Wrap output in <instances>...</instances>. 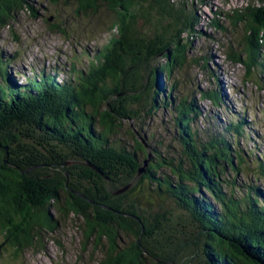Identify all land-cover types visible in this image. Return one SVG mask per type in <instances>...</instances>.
Here are the masks:
<instances>
[{
	"label": "trees",
	"instance_id": "1",
	"mask_svg": "<svg viewBox=\"0 0 264 264\" xmlns=\"http://www.w3.org/2000/svg\"><path fill=\"white\" fill-rule=\"evenodd\" d=\"M250 1L263 8L218 12L208 23L227 39L230 32L219 17L228 28L243 29L228 40L224 56L243 70L244 82L257 70L264 74V0ZM65 5L76 17L106 13L108 38L83 70L71 63L66 78L54 68L32 72L21 82L9 76L8 61H0V256L16 260L29 249L42 250L45 236L76 220L81 252L91 248L93 257L100 255L91 264H143L148 258L180 264L169 248L142 243L159 236V226L153 232L149 211L139 203L141 198L150 207L148 198L155 196L172 201L180 224L195 231L187 235L188 245L192 252L203 244L201 264H264V190L235 180L243 174L264 184V151L249 149L245 155L240 147L249 141L252 124L243 117L222 123L208 116L203 130L196 125L197 103L212 101L220 112L221 88L191 91L199 113L187 98L172 105L179 140L174 157L155 150L142 163L136 154L143 152L140 144L131 151L113 139L123 120L136 119L131 109L171 106L174 87L167 88L163 79L199 66L189 51L196 10L180 0H65ZM25 10L36 17L25 0H0V29ZM50 30L64 33L55 24ZM144 192L150 193L147 198ZM180 229L186 235L184 224ZM122 237L133 246L124 250Z\"/></svg>",
	"mask_w": 264,
	"mask_h": 264
},
{
	"label": "rangeland",
	"instance_id": "2",
	"mask_svg": "<svg viewBox=\"0 0 264 264\" xmlns=\"http://www.w3.org/2000/svg\"><path fill=\"white\" fill-rule=\"evenodd\" d=\"M25 1L35 11L36 17H31L28 10L22 11L14 15L8 28L0 29V61L6 59L9 76L19 78L21 82L25 77L32 76V72L45 70L49 73L54 68L60 70L58 73L60 77H69L71 63H75L78 70H83L84 64L88 63L89 55L91 56L95 48L100 47L108 38L107 30L110 25L107 24L108 15L103 11L93 18L76 17L71 8L65 5V0H58L56 4H52L51 0ZM180 2L185 3L190 10H196L197 22L193 26L194 36L189 39V51L199 66L183 68L178 74H174V79L167 81L163 79L162 83L166 87L169 85L174 87L172 96L175 99L171 106L166 104V107L162 105L155 110L145 111L143 109L141 111L139 107L131 109L137 114L136 119L123 120L119 127L120 131L114 134L113 139L131 151L136 148V143L140 144L143 152L137 150L136 154L142 163L143 157H146L147 162L151 156H155L153 152L155 150L162 157H174L172 150L179 148L176 144L179 140L170 112L172 105L187 98L194 112L199 113L198 108L193 105L191 91L197 90L195 92L197 93L199 90L204 91L217 85L220 86L224 99L220 112L213 110L210 105L212 101L204 100L197 103L201 115L197 114L196 125L203 130L210 116L218 117L222 123L227 117H243L247 125H252L248 126L247 130L249 141L240 143L241 151L245 155H248L249 149L264 151V74L257 70L251 80L244 82L243 70L225 59L224 46L228 40L234 41L243 32L241 27L236 30L230 29L225 18L219 17L220 24L230 32L227 33L229 35L227 39L226 33L214 31L208 26L211 20L216 19L215 14L218 12L231 14L235 10L242 11L247 6L260 9L263 8L262 5L250 0H180ZM53 24L63 29L64 33L51 31ZM84 51L86 53L83 56ZM114 103L116 105V100L112 101V104ZM253 156H250V160ZM72 165L80 166L77 162H73ZM235 180L239 184L245 186L253 184L264 190V184L261 187L249 176L246 179L243 174H238ZM147 194L150 193L144 192L143 196L147 198ZM148 202L151 203L150 207L140 198V207L149 211L148 220L150 226H153V232L157 226L160 230L157 238L153 236L152 240L142 243L151 247L150 241L152 244L157 242L169 248L172 259L179 261L180 264H201L203 244L198 242L197 247L191 252L189 248L191 245H188L191 243L190 236L187 235L192 236L193 232L196 233L185 222L180 224L178 212L172 201L153 196L148 198ZM75 224L76 220L59 224L55 233L45 236L42 250L29 249L16 260L7 259L4 253L0 256V264H91L90 259H100L97 253L92 256L91 248L87 253L81 252V235L74 227ZM183 224L186 235L180 229ZM120 240L122 243L119 244L124 250L134 244L128 237H122ZM144 255V258H148L147 254ZM143 264L156 263L148 258Z\"/></svg>",
	"mask_w": 264,
	"mask_h": 264
},
{
	"label": "water",
	"instance_id": "3",
	"mask_svg": "<svg viewBox=\"0 0 264 264\" xmlns=\"http://www.w3.org/2000/svg\"><path fill=\"white\" fill-rule=\"evenodd\" d=\"M138 172H139V174H140V173H142V172H143V168H142V169H139V171H138Z\"/></svg>",
	"mask_w": 264,
	"mask_h": 264
},
{
	"label": "bare ground",
	"instance_id": "4",
	"mask_svg": "<svg viewBox=\"0 0 264 264\" xmlns=\"http://www.w3.org/2000/svg\"><path fill=\"white\" fill-rule=\"evenodd\" d=\"M86 53V52H85ZM219 88H220V86H219ZM209 89H211V88H209ZM214 89V87H212V90Z\"/></svg>",
	"mask_w": 264,
	"mask_h": 264
}]
</instances>
